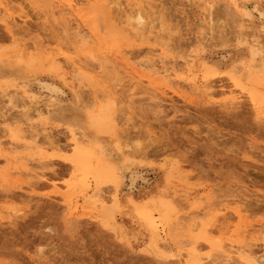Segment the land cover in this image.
Masks as SVG:
<instances>
[{
    "label": "rangeland",
    "instance_id": "1",
    "mask_svg": "<svg viewBox=\"0 0 264 264\" xmlns=\"http://www.w3.org/2000/svg\"><path fill=\"white\" fill-rule=\"evenodd\" d=\"M68 1L0 0L9 8L0 10V264H190L188 240L202 224L220 245L195 241L202 264H250L228 255L230 244L264 264V0ZM109 1L121 4L110 9L119 30L111 37L96 15ZM136 12L142 36L126 22ZM252 40L259 54L251 62ZM151 59L165 77L139 66ZM73 61L98 88L72 82ZM42 80L64 91L49 96ZM105 92L117 101L118 124L97 137L85 115ZM72 133L92 148L89 174L76 172ZM109 162L118 173L98 177ZM116 194L119 206L105 215L100 200L111 208ZM163 198L177 206L165 229L178 237L153 246L136 208L158 217Z\"/></svg>",
    "mask_w": 264,
    "mask_h": 264
},
{
    "label": "bare ground",
    "instance_id": "2",
    "mask_svg": "<svg viewBox=\"0 0 264 264\" xmlns=\"http://www.w3.org/2000/svg\"><path fill=\"white\" fill-rule=\"evenodd\" d=\"M61 1V0H60ZM230 1H232L233 3H234V5H237L238 4V1L239 0H230ZM64 2V1H63ZM80 1L79 0H69L68 2H67V5L69 6V7H73V6H77V4L79 3ZM129 2V1H128ZM85 3V2H84ZM58 4H61V3H58ZM63 4V3H62ZM81 4V3H80ZM116 5V6H118L119 8H121V4L120 3H118V2H116V1H109V2H107L106 4H103V6L101 7V10L102 11H99L98 10V8H97V12H100L101 13V15H100V13L98 14H96V15H98V19L100 20L101 18H103V20L101 19V24L106 28V30H107V32L109 33V35H110V37L111 36H114V35H118V29L116 28V24L114 25L112 22H110V20H111V16H110V9L112 8V5ZM214 4V3H213ZM5 5V4H4ZM7 6V5H6ZM6 6H3L2 7V5H1V9H3V10H1V11H4V13L5 12H9L8 10H9V8H6ZM55 6V5H54ZM53 6V7H54ZM63 7H64V5H62ZM116 6H113V8L114 7H116ZM212 6V5H211ZM62 7V8H63ZM84 7H86V6H84ZM62 8H60V9H62ZM65 8V7H64ZM63 8V9H64ZM88 8H90V7H88ZM67 9V8H66ZM68 10V9H67ZM245 12H244V11ZM71 11V10H70ZM122 11H124V13H126V11L125 10H122ZM242 11H243V14L245 15V16H248V17H252V12L251 11H247V10H245V8H243L242 9ZM253 11V10H252ZM256 11V10H255ZM66 12H69V11H65V13ZM262 12V11H261ZM261 12H259V14H260V18H259V20H261L262 19V17H263V12L261 13ZM72 13V12H71ZM8 14H10V13H8ZM74 14V13H73ZM80 14V13H79ZM113 14L114 13H112L111 15L113 16ZM100 15V16H99ZM76 16V15H75ZM254 16V15H253ZM96 17V16H95ZM101 17V18H100ZM114 17V16H113ZM116 17V16H115ZM114 17V18H115ZM22 19H24L25 17H21ZM117 18V17H116ZM77 19V17L75 18V20ZM119 19H120V17H119ZM123 19H125V18H123ZM78 20V19H77ZM97 20V19H96ZM112 20H113V18H112ZM118 21V20H117ZM105 24H104V23ZM114 22V21H113ZM126 22H127V24L128 25H130L131 27H132V29L134 30V32H135V34L136 35H138V36H142L143 35V33H144V31H145V27H144V25H143V17H142V15L139 13V12H136L135 13V15H133V14H131V13H129V14H127L126 15ZM99 23V22H98ZM97 24V23H96ZM101 24H99V25H101ZM133 24V25H132ZM97 26V25H96ZM98 27V26H97ZM123 27V26H122ZM130 27V28H131ZM263 27V26H262ZM103 28V27H102ZM124 28V27H123ZM129 28V29H130ZM122 30V29H121ZM126 31V29L124 28V32ZM129 31V30H128ZM125 34V33H124ZM128 34V33H127ZM131 34V33H130ZM79 35H81L80 37H79V39L81 38V42L82 43H85L86 41V36H84V35H82V34H79ZM121 35H122V33H121ZM129 35V34H128ZM127 35V36H128ZM132 35V34H131ZM89 35H87V37H88ZM130 36V35H129ZM122 37L125 39V37H124V35H122ZM115 38V37H114ZM118 38H119V36H118ZM127 38V37H126ZM116 39V38H115ZM121 39V38H120ZM120 39H118V40H115V42L116 41H119ZM165 39V38H164ZM113 40V39H112ZM138 40V39H137ZM80 42V43H81ZM111 42V41H110ZM158 42V41H157ZM161 42H163V41H161ZM165 42V41H164ZM146 43H148V42H146ZM154 43V42H153ZM158 43H160V42H158ZM252 44L250 45V61L252 62V61H254L255 59H256V57H257V55L259 54V50H258V47L256 46L257 45V40H252V42H251ZM109 44V43H108ZM111 44H112V42H111ZM113 44H114V40H113ZM162 44V45H161ZM161 44H159V45H161V46H163V43H161ZM165 45V44H164ZM166 46V45H165ZM166 47H168V46H166ZM46 49V48H45ZM150 49V48H149ZM48 51V50H47ZM149 51V50H148ZM44 52V51H43ZM45 53H47V52H45ZM151 53H152V51H151ZM44 54V53H43ZM48 54H49V52H48ZM47 54V55H48ZM93 54H91V56H92ZM55 56V55H54ZM53 57V56H52ZM67 57V56H66ZM93 57V56H92ZM20 58L21 57H19V58H16L14 61L12 60H10V63H9V65L11 64L12 65V67L13 66H15V65H17V64H19L20 62H21V60H20ZM54 58V57H53ZM65 58V57H64ZM37 58L35 57V59L33 58L32 60H30L29 61V59L27 60V61H29L28 63H25V64H27V66H29L30 67V65H32L33 63V60H36ZM43 59V58H42ZM76 59V58H75ZM154 59V58H153ZM23 60V59H22ZM39 59H37V62H39L38 61ZM53 60V59H52ZM56 60V59H55ZM55 60L54 61H52L51 62V66H53V67H55V68H57V70L59 69H61L60 68V66L61 65H59V62H58V65L59 66H57V64L55 63ZM67 60V59H66ZM241 60V59H240ZM26 61V62H27ZM41 61V60H40ZM43 61V60H42ZM46 61V60H45ZM59 61V60H58ZM68 61V60H67ZM139 61H141V60H139ZM8 62H9V60H8ZM86 62V61H85ZM151 62V63H150ZM150 62L148 61H143L142 60V62H140L139 63V66L143 69V70H145V69H149L150 68V70H151V67H153L152 68V70L154 69V65L155 64H153V63H155L154 61H152V59L150 60ZM161 62V61H160ZM244 62V61H243ZM259 62V61H258ZM35 63V62H34ZM50 63V62H49ZM103 63V62H102ZM102 63H101V65H102ZM106 63V62H105ZM240 62H238V64H239ZM256 63V62H255ZM263 63V62H262ZM8 64V63H7ZM24 64V63H23ZM22 64V65H23ZM43 64V63H42ZM70 64H71V62H70ZM79 64L80 63H78V62H75V61H73L72 62V64H71V67H70V69H72L73 71H75L74 69H77V71H76V73H72V74H70L71 75V77L73 78V80H72V82L75 80V81H77L78 82V84L79 83H86L87 85H90V86H96L97 88H98V86H99V83H98V81H96L93 77H92V75H90L89 73H88V71H86L85 69L83 70V69H81L80 67L81 66H79ZM83 64V63H82ZM158 64V63H157ZM257 64H259V63H257ZM9 65H7V66H9ZM40 65H41V63H40ZM88 65H90V64H88ZM87 65V66H88ZM138 65V64H137ZM240 65V64H239ZM242 65V64H241ZM249 65V64H248ZM248 65H246V66H248ZM251 65L252 66H255V65H253V64H251L250 63V66H248L247 68H249V67H251ZM261 65H263V64H261ZM42 66V65H41ZM65 66H66V64H65ZM79 66V67H78ZM86 66V67H87ZM95 66H96V64H95ZM97 66L99 67V65L97 64ZM234 66V65H233ZM233 66L232 67H230L231 68V70H232V68H233ZM235 66L236 67H238L237 66V64H235ZM257 66V65H256ZM39 67V66H38ZM52 67V68H53ZM84 67V66H83ZM89 67H91V66H89ZM88 67V68H89ZM104 67V66H103ZM158 67V66H157ZM243 67V66H242ZM241 67V68H242ZM31 68V67H30ZM35 68V67H34ZM51 68V67H50ZM51 68V69H52ZM162 68L163 67H161V69L160 68H157V70H156V67H155V69L152 71L153 73L152 74H155V75H163V74H160L159 73V71H158V69H160L161 71H162ZM229 68V69H230ZM251 68H254V67H251ZM259 68V67H258ZM31 69H33V68H31ZM93 69V68H92ZM95 69V68H94ZM218 69V68H217ZM216 69V70H217ZM220 69V68H219ZM240 69V68H239ZM35 70V69H34ZM37 70V69H36ZM56 70V71H57ZM146 70V71H147ZM164 70H165V68H164ZM230 70V71H231ZM234 70V69H233ZM241 70V69H240ZM248 70H250V69H248ZM256 70H257V68H256ZM61 71V70H60ZM166 71V70H165ZM237 71H239V70H237ZM33 72V71H32ZM72 72V71H71ZM168 72V71H167ZM166 72V73H167ZM33 73H35V71L33 72ZM42 73V72H41ZM45 73V72H44ZM236 73V72H235ZM29 74V73H28ZM38 74V73H37ZM48 74V73H47ZM168 74V73H167ZM246 74V73H245ZM27 75V74H26ZM30 76H31V74H30ZM63 76V75H62ZM164 76V75H163ZM162 76V77H163ZM247 76H249V75H247ZM161 77V78H162ZM165 77V76H164ZM261 77V76H260ZM69 78V77H68ZM245 78V77H244ZM250 78H252V77H250ZM249 78V79H250ZM262 78V77H261ZM29 79V78H28ZM38 79V78H37ZM61 79V78H60ZM66 78H64V80H65ZM248 79V78H247ZM260 79V78H259ZM31 80V79H30ZM39 80V79H38ZM4 81V80H3ZM75 81H74V83H75ZM162 81H163V83H164V80L162 79ZM254 81H256V80H254ZM261 81H263V80H261ZM16 82V81H15ZM15 82H14V84L12 85V86H15ZM76 82V83H77ZM166 82V81H165ZM260 82V81H259ZM10 83V82H9ZM11 83H13V82H11ZM11 83H10V85H11ZM35 83V82H34ZM73 83V84H74ZM167 83H168V81H167ZM24 84V83H23ZM71 84V83H70ZM206 84V83H205ZM62 85V84H61ZM98 85V86H97ZM23 86V85H22ZM37 86V85H36ZM39 86L42 88V90L44 91V92H46L47 93V95H49V96H54L55 97V95H58V94H60V93H62L64 90H62V88H61V86L60 85H58L57 83H53V82H48V81H39ZM169 86H171V85H169ZM205 86V85H204ZM26 88V87H25ZM28 89V88H27ZM26 89V90H27ZM94 89H96V88H94ZM24 91H25V89H23ZM96 91V90H95ZM77 92V91H76ZM42 93V92H41ZM103 94H104V92H103ZM110 94V93H109ZM196 94H198V93H196ZM209 94H210V92H209ZM253 94H256V92H253ZM8 95V94H7ZM105 95H107V92H105ZM111 95V94H110ZM63 96V95H62ZM112 96V95H111ZM12 97V96H11ZM10 97V98H11ZM102 97V96H101ZM104 97V96H103ZM103 97H102V99H103ZM109 97V95H107L106 96V101H105V103L104 104H102V105H99V107L94 111V112H92V110H91V108H93L92 106H94V102L92 103V101H91V106H90V104H89V106H90V110L89 111H85L86 112V115H85V117H86V120H87V123H88V126L90 127V128H92L93 130H94V133L97 135V134H99L100 135V133H103V132H105V133H107V132H110V134L114 131V127H116L115 126V122L117 123V121H118V119H117V117H118V115H114L113 116V111H114V107H116L115 106V104H117V101H114L112 98L110 99V98H108ZM232 97V96H231ZM10 98H9V103L10 104H12L11 103V101H12V98H11V100H10ZM101 98H99V101L98 102H100V100H102ZM105 99V98H104ZM234 99H238V97L237 98H234ZM233 99V100H234ZM76 100V99H75ZM96 100V99H95ZM78 101V100H77ZM76 101V102H77ZM103 101V100H102ZM101 101V102H102ZM116 102V103H115ZM93 104V105H92ZM234 104V103H233ZM77 106H79V105H77ZM89 106H88V108H89ZM87 108V107H86ZM87 108V109H88ZM264 108V107H263ZM115 110H117V107H116V109ZM119 110V109H118ZM47 111V110H46ZM114 114H116V112L114 113ZM118 114V113H117ZM2 115V114H1ZM115 117H116V121H115ZM118 124V123H117ZM118 126V125H117ZM69 127V126H68ZM75 127V126H74ZM76 128V127H75ZM117 129V128H116ZM75 130V129H74ZM77 130V129H76ZM76 130H75V132H76ZM78 131H80V129L78 130ZM72 132V131H71ZM83 132H84V130H83ZM90 132H92V131H90ZM89 132V133H90ZM78 134H79V132H78ZM80 134H81V132H80ZM72 136H73V138H74V141H75V144H76V148H75V151H74V155H73V158H72V162H73V164H74V166H75V169H76V172H80V173H83L84 175H86V174H89V173H91L92 172V165H91V154H90V152H92V148L90 149V152H89V150H85V148L84 147H82L81 145H79L78 144V140H77V138L75 137L76 136V133H72ZM77 136H81V135H77ZM14 138L15 137H17V136H13ZM97 137H98V135H97ZM95 138L96 140L98 139V138ZM79 138V137H78ZM81 138H83L82 136H81ZM81 140H84V139H81ZM90 142H92V141H90ZM1 143V142H0ZM97 143H99V142H97ZM102 143H103V141H102ZM93 145V144H92ZM102 144H101V142H100V146H101ZM17 146V145H16ZM19 146V145H18ZM3 147V146H2ZM118 147V146H117ZM116 147V148H117ZM115 148V149H116ZM104 152V153H103ZM101 153H103V154H105L104 156H106L107 155V157L109 156L108 154H106V149L104 150H101ZM110 153V152H109ZM129 158V157H128ZM126 159H127V157H126ZM131 159V158H130ZM112 160V159H111ZM125 162H126V160H125ZM114 163V162H113ZM118 164V163H117ZM122 165V164H121ZM127 165V164H126ZM130 165H131V162H130ZM105 167H106V169H104L103 168V166H101V167H98V169H97V173H98V177H102V175H104V174H106V173H108L110 176H111V178H112V176L114 175V174H117L115 171H116V169L114 170V169H112V165H111V163L109 162L108 164H106V165H104ZM114 166V165H113ZM125 166V165H124ZM124 166H122V167H124ZM127 166H129V164L127 165ZM115 167V166H114ZM117 168V167H116ZM125 169V168H124ZM129 169V168H128ZM127 168H126V170H128ZM118 171V170H117ZM133 172V171H132ZM129 173H131V172H129ZM136 173H137V171H136ZM24 174V173H23ZM32 174V173H31ZM119 174H120V172H119ZM115 175V179L116 180H122V178H123V174H122V172H121V174L122 175ZM126 174V173H125ZM132 174H134V173H132ZM137 174H139V173H137ZM132 176V175H131ZM173 176V175H172ZM107 177V176H106ZM170 177V176H169ZM168 177V178H169ZM104 178V177H103ZM173 178V177H172ZM176 179V178H175ZM124 182V181H123ZM172 184H173V182H172ZM100 189H94V192L91 194V198H93V199H95V200H97V199H99V197H102V196H100ZM103 195V194H102ZM104 197V196H103ZM106 199V198H105ZM119 202H120V199L118 198V195L116 194L114 197H113V205L111 206V208H109V207H107V206H105L104 204H105V202L103 201V200H100V207H101V210H102V212L105 214V215H109L111 212H112V210L113 209H115V208H117L118 206H119ZM133 202H134V200H133ZM136 203V202H135ZM147 207V206H146ZM153 207V206H152ZM223 208V207H222ZM157 211H158V213L160 214V216H156V214L154 213V212H152L150 209H145V210H142V209H139V208H136V210L139 212V214L147 221V223H148V226H149V229H150V232H151V237H152V240H151V243H152V245L153 246H157V244H158V242H157V240H159V239H163V241H165L164 240V237H170V239L171 240H176L177 239V237H178V235H176V236H171V235H169L167 232H166V229H165V224L166 223H169L172 219H173V217H174V215H176V213H177V206L175 205V203L173 202V201H171V200H168V199H166V198H163V199H160L159 201H158V203L156 204V208H155ZM155 210V211H156ZM157 218V219H156ZM207 230H206V228H205V224H202V226L199 228V230L196 232V234H195V237L193 238V241H189L188 240V243L190 242H192L193 244H192V246L190 247V249H189V260H190V264H202V257H200L199 255H197V253H196V246L194 245L195 244V241L197 240V239H199V238H203V239H205V240H207L208 241V243H210V246L212 247V248H215V247H220V245L219 244H217L215 241H212V240H210V239H207L206 237H208L206 234H207V232H206ZM166 239V238H165ZM191 240V239H190ZM187 241V240H186ZM178 243V245H181L182 246V242H180V241H177ZM185 243V242H184ZM187 243V242H186ZM163 247H164V250L165 249H168L169 247L170 248H172V244L168 241V243H165V242H163ZM181 250V249H180ZM180 250L178 251L179 253H180ZM247 249H245V247H243V246H238V249L236 250V248L232 245V244H230L229 245V247H228V249L227 250H225V252L229 255V254H237L238 255V257H239V259H240V261H245V262H249L250 264H260V263H258L257 261H256V259L255 258H253L252 256H250L249 254H248V252L246 251ZM165 251H167V250H165ZM164 252V251H163ZM209 254V253H208ZM207 254V255H208ZM228 255H226V256H228ZM209 256V255H208ZM235 261V260H234ZM262 263V262H261Z\"/></svg>",
    "mask_w": 264,
    "mask_h": 264
}]
</instances>
